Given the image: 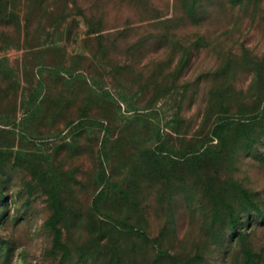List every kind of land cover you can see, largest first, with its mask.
Listing matches in <instances>:
<instances>
[{"label":"rangeland","instance_id":"obj_1","mask_svg":"<svg viewBox=\"0 0 264 264\" xmlns=\"http://www.w3.org/2000/svg\"><path fill=\"white\" fill-rule=\"evenodd\" d=\"M0 264H264V0H0Z\"/></svg>","mask_w":264,"mask_h":264}]
</instances>
